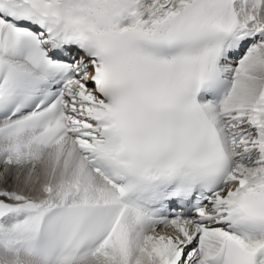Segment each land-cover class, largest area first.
I'll use <instances>...</instances> for the list:
<instances>
[{"label": "snow or ice", "instance_id": "6c2138e0", "mask_svg": "<svg viewBox=\"0 0 264 264\" xmlns=\"http://www.w3.org/2000/svg\"><path fill=\"white\" fill-rule=\"evenodd\" d=\"M0 264H264V0H0Z\"/></svg>", "mask_w": 264, "mask_h": 264}]
</instances>
